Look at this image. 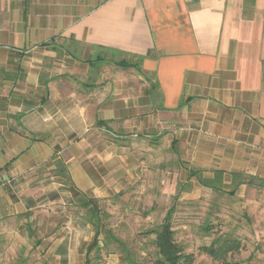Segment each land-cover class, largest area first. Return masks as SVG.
<instances>
[{
	"label": "crops",
	"instance_id": "crops-1",
	"mask_svg": "<svg viewBox=\"0 0 264 264\" xmlns=\"http://www.w3.org/2000/svg\"><path fill=\"white\" fill-rule=\"evenodd\" d=\"M98 128L264 179V0H0V236L95 193Z\"/></svg>",
	"mask_w": 264,
	"mask_h": 264
},
{
	"label": "rangeland",
	"instance_id": "rangeland-1",
	"mask_svg": "<svg viewBox=\"0 0 264 264\" xmlns=\"http://www.w3.org/2000/svg\"><path fill=\"white\" fill-rule=\"evenodd\" d=\"M96 130V142L83 145L80 139L70 150L78 143L82 148L95 146L103 158L100 165L107 163L97 167L95 193L80 191L94 198L102 211L100 252L94 249L88 255L95 235L87 221L90 209L81 207L80 193L72 196V174L60 168L44 180L57 176L72 193L68 203H46L5 221L0 264H85L87 259L91 264H154L156 235L151 232L170 212L175 241L190 264H264V189L244 184L232 196L230 175L223 176V192L202 186L191 172L206 179L214 174L205 171L203 159L187 156L179 144L175 154L171 142L162 140L170 131L115 137L107 129ZM242 176L244 181L253 177ZM219 241L230 250L216 259L205 249L218 247Z\"/></svg>",
	"mask_w": 264,
	"mask_h": 264
},
{
	"label": "trees",
	"instance_id": "trees-1",
	"mask_svg": "<svg viewBox=\"0 0 264 264\" xmlns=\"http://www.w3.org/2000/svg\"><path fill=\"white\" fill-rule=\"evenodd\" d=\"M224 174L222 172H215L213 178H203L198 173L190 174V177H196L202 186L212 189L216 192H223V179ZM234 190L230 193L232 196L235 195L236 188L247 184L248 186H253L257 188L264 189V179L251 177L250 181H244L243 176L239 174H233ZM78 200L80 201L82 208H89L87 214L88 223L94 228L95 235L91 248L89 249L88 255L96 249L100 252V238L103 234V221H102V211L97 205V201L94 198L88 197L85 193H80L78 195ZM172 213L170 212L164 220V223L159 227L157 231H152L156 235L155 248H156V260L154 264H190L191 258L185 256L182 248L177 244L174 238V231L171 223ZM113 241L119 245H123L122 242L110 235ZM218 247L206 248L205 251L212 257L219 259L224 257L226 253L230 250L228 243H222L219 241ZM85 264H91L89 259L86 260Z\"/></svg>",
	"mask_w": 264,
	"mask_h": 264
}]
</instances>
